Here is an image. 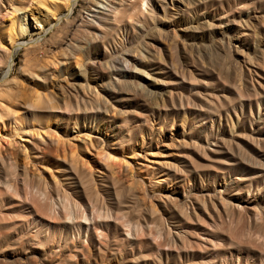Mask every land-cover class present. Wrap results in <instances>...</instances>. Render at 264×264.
<instances>
[{
    "label": "rangeland",
    "instance_id": "rangeland-1",
    "mask_svg": "<svg viewBox=\"0 0 264 264\" xmlns=\"http://www.w3.org/2000/svg\"><path fill=\"white\" fill-rule=\"evenodd\" d=\"M44 4L0 0V264H264V0Z\"/></svg>",
    "mask_w": 264,
    "mask_h": 264
},
{
    "label": "bare ground",
    "instance_id": "bare-ground-1",
    "mask_svg": "<svg viewBox=\"0 0 264 264\" xmlns=\"http://www.w3.org/2000/svg\"><path fill=\"white\" fill-rule=\"evenodd\" d=\"M36 3H37V5H40V6H45V4H44V0H34ZM97 3V2H96ZM98 4V3H97ZM99 5V4H98ZM64 6H65V8H67V10L68 9H70V4H68V3H65L64 4ZM95 6H96V4H95ZM15 21H16V19L14 20L13 18H11L10 19V27H9V29H10V34L12 35V36H14V33H15V31H14V23H15ZM26 21V20H25ZM45 21V20H44ZM26 24V23H25ZM22 25V24H21ZM27 27V26H26ZM23 28V27H22ZM24 29V28H23ZM38 29V28H37ZM14 32V33H13ZM28 32V31H27ZM24 33V32H23ZM9 34V37L12 39V37H11V35ZM16 35V34H15ZM10 39V40H11ZM11 45V44H10ZM11 47H12V45H11ZM2 51H4V50H2ZM6 51V50H5ZM1 52V51H0ZM4 53H6V57L8 58L9 57V53H10V49H8L6 52H4ZM64 58H66L65 56H64ZM64 60H66V59H64ZM67 61V60H66ZM65 63V62H64ZM77 63V62H76ZM62 64H63V62H62ZM50 82V81H49ZM51 83V82H50ZM52 84V83H51ZM54 84V83H53ZM23 84H18V85H15V86H12V87H9V88H7L6 87V90L4 91V93H3V95L5 94V96L4 97H6V99H7V102H8V104H11V105H15V104H17V106H26L27 108H30V107H28V106H31V104H33V103H35V100H38V99H36L38 96H37V92L36 93H33V95L31 94V93H28V91H30V89L32 88H26L25 87V85L24 86H22ZM57 85L55 84V86L54 87H56ZM53 87V88H54ZM34 88V87H33ZM53 88H52V90H53ZM57 88V87H56ZM58 88H59V90H60V92H61V95H62V97H63V99H64V97H65V91L63 90V88H62V86H61V84H58ZM57 88V89H58ZM51 89V88H50ZM55 89V88H54ZM49 90V89H48ZM1 93V94H2ZM1 94H0V97H1ZM46 95V94H45ZM3 97V98H4ZM3 100V99H2ZM64 101V100H63ZM2 103V102H1ZM2 105V104H1ZM7 106V105H6ZM2 107H4V106H2ZM32 108V107H31ZM30 108V109H31ZM2 109V108H1ZM10 109V108H9ZM11 110V109H10ZM12 110H13V108H12ZM2 112V111H1ZM6 112H7V110H6ZM9 112H11V111H9ZM16 112V111H15ZM12 113V112H11ZM13 116H14V114H13ZM2 117V116H1ZM6 117V116H5ZM17 117V116H16ZM7 118V117H6ZM15 118V117H14ZM15 133V132H14ZM1 157V156H0ZM106 157V160L107 161H109V160H111V158H110V156L109 155H106L105 156ZM6 158V157H5ZM9 160V159H8ZM7 160V161H8ZM3 162V161H2ZM11 163L13 164V161H11ZM12 164H9V165H12ZM14 165H15V163H14ZM12 168H16V166H11V170H13ZM27 172V171H26ZM25 177H27V176H25ZM11 180V179H10ZM7 182V181H6ZM10 184V183H9ZM7 185V184H6ZM68 222H70V219L68 218ZM80 229V228H79ZM84 249L85 250H89L88 249V247L87 246H84Z\"/></svg>",
    "mask_w": 264,
    "mask_h": 264
}]
</instances>
